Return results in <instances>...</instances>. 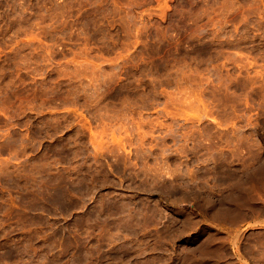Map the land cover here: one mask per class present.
Here are the masks:
<instances>
[{"label":"rangeland","instance_id":"rangeland-1","mask_svg":"<svg viewBox=\"0 0 264 264\" xmlns=\"http://www.w3.org/2000/svg\"><path fill=\"white\" fill-rule=\"evenodd\" d=\"M0 264H264V0H0Z\"/></svg>","mask_w":264,"mask_h":264}]
</instances>
